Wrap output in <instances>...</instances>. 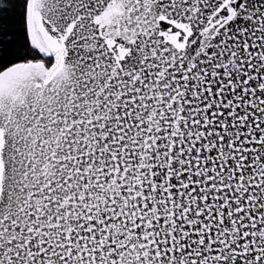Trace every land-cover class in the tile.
I'll use <instances>...</instances> for the list:
<instances>
[{"label": "snow or ice", "instance_id": "snow-or-ice-1", "mask_svg": "<svg viewBox=\"0 0 264 264\" xmlns=\"http://www.w3.org/2000/svg\"><path fill=\"white\" fill-rule=\"evenodd\" d=\"M0 264H264V0H0Z\"/></svg>", "mask_w": 264, "mask_h": 264}]
</instances>
